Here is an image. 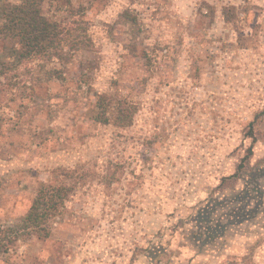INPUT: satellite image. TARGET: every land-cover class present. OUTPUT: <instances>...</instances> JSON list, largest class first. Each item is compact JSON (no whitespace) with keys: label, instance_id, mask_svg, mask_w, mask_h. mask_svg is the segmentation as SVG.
Listing matches in <instances>:
<instances>
[{"label":"rangeland","instance_id":"1","mask_svg":"<svg viewBox=\"0 0 264 264\" xmlns=\"http://www.w3.org/2000/svg\"><path fill=\"white\" fill-rule=\"evenodd\" d=\"M42 11L86 44L1 77L0 264H264V0ZM96 93L133 103L132 125L97 122ZM240 164L249 172L218 189ZM49 183L70 190L51 236L22 235ZM196 224L221 228L193 238Z\"/></svg>","mask_w":264,"mask_h":264},{"label":"trees","instance_id":"2","mask_svg":"<svg viewBox=\"0 0 264 264\" xmlns=\"http://www.w3.org/2000/svg\"><path fill=\"white\" fill-rule=\"evenodd\" d=\"M43 1L0 0V43H5L3 49L5 53L0 55V81L1 77L6 75L9 66H23L38 61L64 59L72 55V50L78 49L80 44H86L85 37L82 39L77 37L79 32L84 35L85 29L78 27L70 30L61 23L47 19L42 11ZM0 91H4V89L0 87ZM93 108L96 111L94 119L97 122L112 123L119 128L130 127L136 113V106L130 101L114 98L105 93L95 94ZM260 114L264 115V110ZM249 125L250 128L246 137L253 140V123ZM245 153L243 161L250 159L252 148L247 149ZM248 172L249 169L240 164L234 174L221 179L218 189H223L225 185L231 186ZM230 191H232L231 196L236 198L235 187L231 188ZM69 193V188L64 186H55L50 183L41 186L21 219L19 231H22V235L34 236L39 240L49 238L52 225L59 217L60 210ZM208 212H210L208 209L202 210L199 216L206 215L207 218ZM241 213L242 216L245 215L243 207L236 212L237 215ZM232 215L229 217H237ZM206 227L207 232L212 235L220 230L221 225L208 224ZM196 229L198 231L196 234H192L193 238L202 237L204 229L206 230L200 226H196ZM3 246L2 241H0V256L3 253L1 250Z\"/></svg>","mask_w":264,"mask_h":264},{"label":"crops","instance_id":"3","mask_svg":"<svg viewBox=\"0 0 264 264\" xmlns=\"http://www.w3.org/2000/svg\"><path fill=\"white\" fill-rule=\"evenodd\" d=\"M196 226H200L201 228H202V227H203V228H206V230H207V227H206V226L204 227V226L201 225V224H200V225H199V224H196ZM196 226H195V229H196ZM204 230H205V229H204ZM196 231H198V229H196Z\"/></svg>","mask_w":264,"mask_h":264}]
</instances>
